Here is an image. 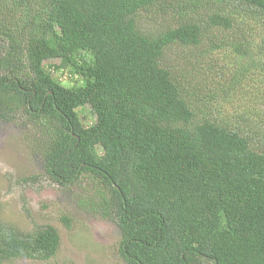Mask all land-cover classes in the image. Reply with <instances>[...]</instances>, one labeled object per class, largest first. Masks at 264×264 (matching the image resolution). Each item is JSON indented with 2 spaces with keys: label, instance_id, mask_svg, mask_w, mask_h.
<instances>
[{
  "label": "trees",
  "instance_id": "16d2710c",
  "mask_svg": "<svg viewBox=\"0 0 264 264\" xmlns=\"http://www.w3.org/2000/svg\"><path fill=\"white\" fill-rule=\"evenodd\" d=\"M167 2L173 23L139 27ZM21 116L125 264H264V0H0V119ZM58 245L0 217V264Z\"/></svg>",
  "mask_w": 264,
  "mask_h": 264
},
{
  "label": "rangeland",
  "instance_id": "374dc122",
  "mask_svg": "<svg viewBox=\"0 0 264 264\" xmlns=\"http://www.w3.org/2000/svg\"><path fill=\"white\" fill-rule=\"evenodd\" d=\"M161 9L164 13L159 16L150 10L140 11L139 27L147 31L161 29L179 17L173 2ZM65 81L72 83L67 78ZM78 110L85 120L94 121L95 115L88 106ZM45 135L35 124L23 121L22 116L14 122L0 119L1 219L25 231L51 225L59 235V245L52 257L13 259L4 264H125L117 255L116 223L102 217L90 204L93 192L89 180L63 188L44 176ZM94 149L97 155L103 154L100 147Z\"/></svg>",
  "mask_w": 264,
  "mask_h": 264
}]
</instances>
